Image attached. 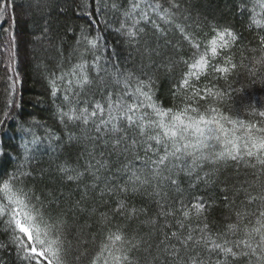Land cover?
<instances>
[{"label": "trees", "instance_id": "1", "mask_svg": "<svg viewBox=\"0 0 264 264\" xmlns=\"http://www.w3.org/2000/svg\"><path fill=\"white\" fill-rule=\"evenodd\" d=\"M4 2L6 7L0 14V180L18 170L30 173L23 178V187L26 190L31 188L45 201L46 215L64 221V231L72 245L67 256L68 264H87V258L82 257L80 261L74 258L85 249L90 256L102 238L101 233L107 231L99 223L100 213L107 212L112 218L108 227L113 231L122 228L131 235L139 229L140 233H146L150 229L142 226L140 221L158 213L156 200L159 198L129 193L127 202L138 209L145 208L147 214L132 220L114 216L112 209L116 207L117 199L125 198L124 195H99L104 187V177L111 176L124 162L112 156L111 172H104L97 188H89L88 197L81 200L84 186L91 185L93 178L86 174L79 182L68 181L59 168L65 163L82 168L88 158L86 149L92 147L86 134L95 136V133L91 125L86 127L80 122L69 121L67 117L62 121L61 111L79 110L86 106L85 102L89 108L96 101L104 103L110 91L122 88L114 75L123 78L128 73L142 79L151 78L153 99L162 107L179 106L180 97L174 96L173 91L186 70L179 61L189 59L193 50L176 24L184 25L186 32L193 34L202 47L212 37L213 26L231 28L241 34L243 47H233L230 54L237 64L243 56V63L249 67L252 66V58H259L262 54L256 34L258 31L264 34V30L255 26L249 28L250 13L239 10L241 0H175L180 10L176 12L173 23L162 20V12L148 10L149 20H141L136 26L144 29L143 32L138 31L136 37L128 35L131 20L125 16L132 0ZM136 15L139 16V12ZM154 25H159L163 32ZM97 36L96 47H92L88 41ZM252 48L257 50L252 52ZM224 54L229 53L226 51ZM217 61L222 63V58L217 57ZM81 62H86L92 83L81 90L75 84L69 86L67 79L71 77H66L64 81H58L59 91L54 96L50 81L61 73L67 74ZM261 75H264V67H260L256 77L250 76L247 68H238L227 81L202 77V83L216 84L222 89L231 84L233 89L239 90L233 92L231 103L226 101L220 107L225 111L231 110L232 115L239 113L248 118L245 113L249 105L264 107ZM65 95L68 100H65ZM70 133L78 139L69 142ZM205 171L212 172V169L206 166ZM253 171L242 165L237 171V166L229 163L210 175L208 183L196 181L195 175L181 173L179 189L166 186L163 191L167 196L162 202L166 204V210L171 208L175 211V219H183L179 211L180 201L190 207L197 197H202L207 205H211L204 214L210 230L214 234L223 232L227 224L236 221L235 212L244 208L254 211L259 206L258 201L247 204L246 193L240 190L245 179L249 182L256 179ZM200 175L203 176V172ZM261 181H264V176H261ZM243 187L252 195L259 192L257 187H249L248 184H243ZM77 201H81L80 206L86 211L75 208ZM93 208L95 212H92ZM164 219L159 217L158 224L164 223ZM167 219L175 229V219ZM203 222L204 217L197 219L193 210L185 221L186 229L188 225L202 227ZM12 235L6 218L0 219V245H4L0 247V264H27L23 254L18 255ZM93 235L96 236L95 242Z\"/></svg>", "mask_w": 264, "mask_h": 264}, {"label": "snow or ice", "instance_id": "2", "mask_svg": "<svg viewBox=\"0 0 264 264\" xmlns=\"http://www.w3.org/2000/svg\"><path fill=\"white\" fill-rule=\"evenodd\" d=\"M4 7V0H0V14ZM148 10L162 12L160 18L173 23L180 5L175 0H132L125 11V16L131 20L130 37L144 31L136 26L141 20H149ZM239 10L250 13L249 28L255 26L264 30V0H241ZM175 26L193 50L189 59L179 61L186 68L173 91L174 96L180 97L179 106L162 107L153 99L152 79L128 73L123 78L114 75L122 88L110 91L104 103L96 101L89 108L85 102L86 106L79 110L61 111L62 121L67 117L69 121L80 122L86 127L91 125L95 133V136L86 134L92 147L86 149L88 158L82 168L67 163L59 168L68 181L79 182L86 174L93 178L91 185L84 186L81 200L88 197L89 188H97L104 172H111L112 156L124 162L111 176L104 177V187L99 195H124L125 198H118L112 209L114 216L132 220L147 214L145 208L138 209L127 202L129 193L159 198L156 200L158 213L140 221L142 226L150 229L146 233H140L139 229L131 235L122 228L113 231L108 227L112 218L107 212L100 213L99 223L107 231L101 233L102 238L90 256L85 249L75 256L76 261L83 257L87 258V264H264V181H261L264 176V107L249 105L245 113L248 118L239 113L232 115L231 110L225 111L220 105L226 101L231 103L233 92L239 90L233 89L231 84L222 89L216 84L202 83V77L227 81L238 68H247L249 75L256 77L260 67H264V34L261 31L256 34L262 54L259 58L253 57L249 67L243 63V56L237 64L230 54L233 47H243L241 34L231 28L213 26L212 37L202 47L193 34L186 32L184 25ZM154 27L163 32L159 25ZM97 40L99 36L88 43L96 47ZM256 50L250 49L252 52ZM226 51L229 54L225 55ZM217 57L222 58V63ZM66 77H71L67 79L69 86L75 84L81 90L92 83L86 62H81L67 74L61 73L50 81L54 96L59 91L58 81H64ZM260 79L264 82V75ZM64 98L68 100L67 95ZM76 139L73 134L68 135L69 142ZM229 163L235 164L237 171L241 165L254 170L252 174L256 179L251 182L245 179L243 184L257 187L259 192L252 195L243 184L240 189L246 193L247 204L259 202L254 211L244 208L235 212L236 221L227 224L223 232L214 234L204 216L211 205H207L202 197H197L190 207L180 201L179 211L183 219H175V211L171 208L166 210L162 201L167 193L163 190L168 185L179 189L181 173L195 175L196 181L208 183L210 175ZM206 166L211 167L212 172L205 171ZM29 175L18 170L0 180V219L6 218L13 234L12 243L27 264H68L67 256L72 245L65 234L64 221L46 215L45 201L31 188L26 190L23 187V178ZM80 205L81 201H77L75 208L86 211ZM193 210L197 219L204 217V222L202 227L188 225L186 229L185 221ZM159 217L165 218L164 223L158 224ZM168 217L175 219V229ZM92 240L96 241L95 235Z\"/></svg>", "mask_w": 264, "mask_h": 264}]
</instances>
